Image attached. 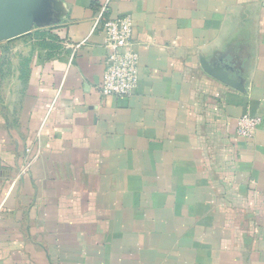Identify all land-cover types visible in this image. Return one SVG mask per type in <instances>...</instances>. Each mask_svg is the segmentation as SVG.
I'll list each match as a JSON object with an SVG mask.
<instances>
[{
	"label": "crops",
	"instance_id": "1",
	"mask_svg": "<svg viewBox=\"0 0 264 264\" xmlns=\"http://www.w3.org/2000/svg\"><path fill=\"white\" fill-rule=\"evenodd\" d=\"M103 1L37 0L0 42V264H264V0H109L127 97L98 91Z\"/></svg>",
	"mask_w": 264,
	"mask_h": 264
},
{
	"label": "built area",
	"instance_id": "2",
	"mask_svg": "<svg viewBox=\"0 0 264 264\" xmlns=\"http://www.w3.org/2000/svg\"><path fill=\"white\" fill-rule=\"evenodd\" d=\"M109 0H104L93 18L92 29L100 28L104 33V46L108 54L98 82V91L104 96L127 97L137 88L139 82V57L133 48V18L130 14L110 17ZM58 96L48 106L47 114L55 108ZM260 118L243 115L235 124V133L241 138L253 136Z\"/></svg>",
	"mask_w": 264,
	"mask_h": 264
},
{
	"label": "water",
	"instance_id": "3",
	"mask_svg": "<svg viewBox=\"0 0 264 264\" xmlns=\"http://www.w3.org/2000/svg\"><path fill=\"white\" fill-rule=\"evenodd\" d=\"M39 20L37 0H0V42L28 36ZM218 77L230 82L223 76Z\"/></svg>",
	"mask_w": 264,
	"mask_h": 264
},
{
	"label": "trees",
	"instance_id": "4",
	"mask_svg": "<svg viewBox=\"0 0 264 264\" xmlns=\"http://www.w3.org/2000/svg\"><path fill=\"white\" fill-rule=\"evenodd\" d=\"M37 35H39V33H37Z\"/></svg>",
	"mask_w": 264,
	"mask_h": 264
}]
</instances>
